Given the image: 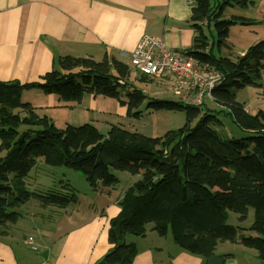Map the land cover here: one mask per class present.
<instances>
[{
	"label": "trees",
	"instance_id": "trees-1",
	"mask_svg": "<svg viewBox=\"0 0 264 264\" xmlns=\"http://www.w3.org/2000/svg\"><path fill=\"white\" fill-rule=\"evenodd\" d=\"M191 1L189 22L197 35L185 53L223 73L224 81L207 99L216 110L148 98L134 80L154 79L138 71L133 79L131 67L109 55L103 61L60 57L35 83L0 81V234L16 225L22 207L33 201L44 210L77 203L75 189L65 179L56 190L31 189V173L43 163L44 168L80 171L95 191L117 187L116 172L139 176L119 199L120 212L109 221L112 248L96 264H133L138 249L129 239L145 237L149 226L206 262L227 242L254 250L264 262V110L251 114L237 100V93L247 87L263 88L264 40L235 60L214 50L216 44L219 50H231V26L254 23L224 19L225 8L249 9L262 0ZM211 28L215 38L210 42L205 30ZM31 89L66 103H79L85 94L115 99L132 118L142 117L143 106L150 112H185L186 123L159 137L117 125L106 133L90 123L59 129L23 102L24 91ZM226 120L237 127L235 133L225 134ZM251 209L254 222L247 233L227 223L230 213L246 221Z\"/></svg>",
	"mask_w": 264,
	"mask_h": 264
},
{
	"label": "crops",
	"instance_id": "crops-1",
	"mask_svg": "<svg viewBox=\"0 0 264 264\" xmlns=\"http://www.w3.org/2000/svg\"><path fill=\"white\" fill-rule=\"evenodd\" d=\"M193 4L191 0H0V81L38 82L54 68L58 58L65 56L103 61L109 55L130 66L131 53L144 35L160 38L169 47L187 52L197 35L189 22ZM231 17L254 22L231 26L227 38L231 50L218 49L219 55L235 60L264 40V0L249 9L225 8L223 18ZM205 34L210 42L215 38L213 28L205 30ZM262 78L263 88H245L237 93V100L241 102L240 94L252 90L263 99L264 70ZM164 79L168 78L153 81ZM166 83L172 94L170 81ZM22 100L39 115H47L59 129L90 123L104 132L110 125H117L149 137L166 133L160 126V121L166 122L159 116L161 111L145 110V117L139 120L129 117L127 108L117 100L103 96L85 94L79 103H66L57 95L31 89L24 91ZM246 110L251 113L247 106ZM39 166L45 167L43 163ZM37 168L31 173L32 176L36 172L32 181L38 189L50 190L36 176ZM118 178L120 182L125 180L120 191L118 186L92 190L93 197H78L77 203L66 209L44 210L37 201L29 203L25 207L28 219L21 221L23 216L5 234H0V264H40L43 252L48 253V264H96L112 248L108 242L109 221L120 212L119 199L139 176ZM28 236L35 237L41 247L39 253L25 244ZM168 238L158 236L152 226L145 237L130 238L129 242L138 249L133 264H207ZM216 254L226 259L222 253Z\"/></svg>",
	"mask_w": 264,
	"mask_h": 264
},
{
	"label": "rangeland",
	"instance_id": "rangeland-1",
	"mask_svg": "<svg viewBox=\"0 0 264 264\" xmlns=\"http://www.w3.org/2000/svg\"><path fill=\"white\" fill-rule=\"evenodd\" d=\"M218 49L219 48L216 44V46L214 47V50L216 53H218ZM220 50H222V49H220ZM130 66H131V70H132V78L137 79V77L139 76L137 71L134 69V67L131 65V63H130ZM134 81H135L136 87L138 89L142 90V92H144L148 96V98L158 99V100L179 101L178 97L169 93V91H168L169 86H167V83H166V81H169L168 79H164L163 82L150 80L148 82L143 83L141 81H136V80H134ZM160 85H161V87H160ZM247 88H253V87H247ZM158 90L162 91L163 93L160 94V92H158ZM252 91L253 92H251V93L250 92H243L242 94H240L239 100L241 102H245L247 108L251 111V114H254V112L259 110L258 108L264 109V98L261 99L260 95H258V93H255L256 90H252ZM208 106L213 107V108L216 107V109H218L215 103H213L210 100H206L203 108L205 109ZM140 110L144 112L145 106L141 107ZM144 114H145V112L143 113V115ZM143 115H142V117L139 118V120H141L142 118L145 117V116L143 117ZM159 116L166 121V122L160 121V126H162V128L165 130V132H168L170 129L171 130L179 129V128L183 127L186 123V113L185 112L161 111ZM98 129L100 130V132L106 133V132L102 131L103 129H100V128H98ZM236 129H237V127L234 124H232L230 121L226 120V122H225V132L226 133L225 134H229L230 131L235 133ZM46 167H48V166H46ZM47 169H50V170H47V172H46V170H44L43 167L39 166V168H37V171H39V174L36 176L39 178L41 183L50 187L48 189L56 190V188H59L60 181L62 179H65L64 183L71 184L74 187L75 193L77 194L78 197H81V198L82 197H85V198L93 197V195L95 193L93 191H95V190L92 191L88 182L86 181V178L83 176V174L80 171H75V170L64 168V167H48ZM34 173H36V172H34ZM34 173L31 176V180L28 182V183H30L31 189L33 191L38 189L37 183L32 181V180H35V174ZM116 175L117 176L126 175L129 178H131V177L136 178L137 177V176H132L128 173H123V172H116ZM124 184H125V180L124 181L122 180L120 182V184L118 185V187H119L118 191L121 190V188L124 186ZM38 190H40V189H38ZM25 207L26 206L24 205L22 207V210H21L23 213V216L25 217L21 220L23 222L28 219L27 213H25ZM46 213L47 212L45 211V214ZM253 222H254V211L252 209L249 211L248 218L244 222H240L239 216L235 213H230L229 219L227 220L228 224H230L236 228L246 230V232L248 231L249 227H251ZM168 236L170 237L168 239H172L170 235H168ZM34 239H35V237H34ZM38 249H39V246H38ZM40 249H41V247H40ZM216 252L222 253L223 255L226 256L225 257L226 258L225 264H264L263 261L261 262L260 260H258L257 257H255L256 253L254 250L245 248L241 245H236V244H232V243L227 242V243L219 245ZM35 253H39V251L35 252ZM229 253L232 254L231 256H234L235 258L232 259V257H228Z\"/></svg>",
	"mask_w": 264,
	"mask_h": 264
},
{
	"label": "built area",
	"instance_id": "built-area-1",
	"mask_svg": "<svg viewBox=\"0 0 264 264\" xmlns=\"http://www.w3.org/2000/svg\"><path fill=\"white\" fill-rule=\"evenodd\" d=\"M131 65L151 79L168 78L171 93L187 104L201 108L211 99L213 90L222 84L224 75L215 67L202 63L184 51L169 47L152 35H144L131 53ZM25 244L34 252L38 245L28 236ZM40 264H48L43 260Z\"/></svg>",
	"mask_w": 264,
	"mask_h": 264
},
{
	"label": "water",
	"instance_id": "water-1",
	"mask_svg": "<svg viewBox=\"0 0 264 264\" xmlns=\"http://www.w3.org/2000/svg\"><path fill=\"white\" fill-rule=\"evenodd\" d=\"M47 256H48L47 252H43L40 254V257H42L43 260H47ZM224 263H225V259L217 254L211 256L207 261V264H224Z\"/></svg>",
	"mask_w": 264,
	"mask_h": 264
},
{
	"label": "bare ground",
	"instance_id": "bare-ground-1",
	"mask_svg": "<svg viewBox=\"0 0 264 264\" xmlns=\"http://www.w3.org/2000/svg\"><path fill=\"white\" fill-rule=\"evenodd\" d=\"M181 102H183V103H185V104H187L185 101H183V100H181Z\"/></svg>",
	"mask_w": 264,
	"mask_h": 264
}]
</instances>
